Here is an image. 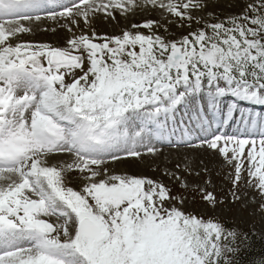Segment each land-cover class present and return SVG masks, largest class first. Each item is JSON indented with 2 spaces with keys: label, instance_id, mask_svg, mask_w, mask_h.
<instances>
[{
  "label": "snow or ice",
  "instance_id": "snow-or-ice-1",
  "mask_svg": "<svg viewBox=\"0 0 264 264\" xmlns=\"http://www.w3.org/2000/svg\"><path fill=\"white\" fill-rule=\"evenodd\" d=\"M146 2L178 27H200L169 39L147 21L132 25L147 34L101 36L90 16L127 14L130 0H72L65 11L0 0V264H238L246 236L187 213L163 183L108 165L156 156L167 140L217 153L234 167L233 188L247 173L264 197V0H237L240 14L217 23L196 15L206 3ZM45 10L68 20L64 47L21 40ZM232 125L259 141L222 131Z\"/></svg>",
  "mask_w": 264,
  "mask_h": 264
},
{
  "label": "rangeland",
  "instance_id": "rangeland-1",
  "mask_svg": "<svg viewBox=\"0 0 264 264\" xmlns=\"http://www.w3.org/2000/svg\"><path fill=\"white\" fill-rule=\"evenodd\" d=\"M193 2L206 3L205 10L202 13H196V15L201 16L205 23H217L225 18L240 14L241 11L239 7H233L237 0H193ZM241 2L247 3L248 0H241ZM136 5H139V7H136ZM65 10L64 8L61 11ZM113 16L115 18L108 17L103 12L95 13L89 18L91 27L88 31L94 30L101 36H120L125 31H143L147 34L146 29H133L132 25L155 21L158 26L157 34L169 39H179L189 31L198 30L200 27L195 23H193L191 29L178 27L179 21L159 8L153 9L146 0H130V10L127 14L121 11L114 12ZM77 19L81 20L82 18L77 17ZM61 20H63L61 21L62 24L70 26L67 19ZM53 25L55 23L52 25L46 24L42 26V29L43 31H50L51 27L54 29ZM81 27H83V24H81ZM47 28L48 30H46ZM164 28H167L168 31L165 32ZM61 30H64V32L62 33ZM61 30H55L54 32H59L58 36L66 43V37L70 34V38L71 33L67 32L65 28H61ZM74 31L77 30L74 28ZM79 34V31H77V35ZM21 40L24 42L31 41V33L23 35ZM256 113H260L259 108ZM222 131L238 136H255L257 141L260 139L259 135L251 130L246 133L244 125H240V127L232 125L230 128L225 126ZM196 134V132L192 133V140H196L200 136L195 137ZM173 138L178 139L180 136ZM154 143L156 142L154 141ZM165 144L169 143L165 140L164 144L159 143L157 145L162 148V151L156 156L144 155L139 159L128 158L116 163L110 162L109 169L113 174L143 177L163 183L172 190L173 195L185 200L184 210L189 214L217 223L228 221L236 229L247 230L264 237V208H262L264 197H261L256 189L248 186L247 173L244 174L241 183L233 188L234 167L226 163L217 153L204 148H176L172 144L168 146ZM69 162L71 161L69 160ZM173 173L182 177V179L172 178ZM185 184L187 187H184ZM3 185L4 183L2 184L0 180V186ZM68 186L79 191V176H71L68 180ZM208 192H211L218 201L215 207L210 206L203 199V196ZM234 193L236 195H233ZM236 196H239V199H236Z\"/></svg>",
  "mask_w": 264,
  "mask_h": 264
},
{
  "label": "bare ground",
  "instance_id": "bare-ground-1",
  "mask_svg": "<svg viewBox=\"0 0 264 264\" xmlns=\"http://www.w3.org/2000/svg\"><path fill=\"white\" fill-rule=\"evenodd\" d=\"M50 2L53 1L54 2V5L53 6H48L49 8L51 9H55V10H58V11H61L63 10L64 8L62 7V5H70L72 3V0H49ZM218 3V2H217ZM84 5L81 4V7H83ZM212 6V5H211ZM63 8V9H62ZM212 8V7H211ZM75 11V9H74ZM41 15V20L36 23V24H32L33 25V32L31 33V41L29 40L28 42L29 43H34V44H47V45H51L53 47H64L66 45L65 41L60 37L58 36L60 33L59 32H54L53 31V27L50 28V31H43L42 29V26L44 25H52L53 23H55V25H61V20L60 18H57V20L59 22H57V20H53L51 17L53 15L52 12H49L47 10L45 11H42L40 13ZM93 20V19H92ZM28 24L32 23V22H27ZM54 26V29L56 31H59L61 30L60 26ZM67 25V24H66ZM98 26V25H97ZM49 28V27H48ZM48 28L46 30H48ZM61 32L63 33L64 30H61ZM69 35H67L66 37V42L67 40L69 39ZM103 36V35H102ZM108 36V35H107ZM195 140V139H194ZM159 145V144H158ZM168 146V145H167ZM184 148V147H183ZM190 156V155H189ZM143 157V156H142ZM63 159H68L67 157H64ZM142 159V158H141ZM137 161V160H136ZM116 162H119V161H116ZM115 162V163H116ZM147 164V163H146ZM118 165V164H117ZM128 165V164H127ZM133 165V164H132ZM137 166V165H136ZM136 168V167H135ZM136 170V169H135ZM126 173V172H125ZM2 184L5 182L2 181ZM47 219L49 222H52L54 224H59L61 223L60 220H58L56 217H48V218H45Z\"/></svg>",
  "mask_w": 264,
  "mask_h": 264
},
{
  "label": "trees",
  "instance_id": "trees-1",
  "mask_svg": "<svg viewBox=\"0 0 264 264\" xmlns=\"http://www.w3.org/2000/svg\"><path fill=\"white\" fill-rule=\"evenodd\" d=\"M226 231L246 236L248 239L241 245L238 264H264V237L247 230L234 228L228 221L220 222Z\"/></svg>",
  "mask_w": 264,
  "mask_h": 264
}]
</instances>
